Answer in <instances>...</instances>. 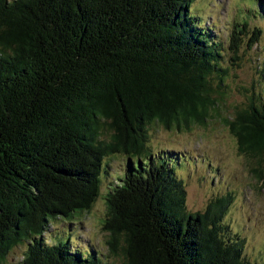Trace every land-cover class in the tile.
Returning a JSON list of instances; mask_svg holds the SVG:
<instances>
[{"label":"trees","instance_id":"16d2710c","mask_svg":"<svg viewBox=\"0 0 264 264\" xmlns=\"http://www.w3.org/2000/svg\"><path fill=\"white\" fill-rule=\"evenodd\" d=\"M193 1L0 0V264L20 245L16 264H107L69 235L44 238L99 197L122 264H250L221 223L230 199L188 212L178 160L148 149V126L189 130L217 113L229 69ZM223 123L264 184V101L248 98ZM117 155L125 169L102 193Z\"/></svg>","mask_w":264,"mask_h":264},{"label":"rangeland","instance_id":"374dc122","mask_svg":"<svg viewBox=\"0 0 264 264\" xmlns=\"http://www.w3.org/2000/svg\"><path fill=\"white\" fill-rule=\"evenodd\" d=\"M259 6L264 8V0L192 2L191 14L202 28H210L214 40L222 45L224 65L229 69L220 88L222 94L217 96V113H212L205 125H193L189 130H166L156 124L147 128L149 151L178 160L176 176L184 184L188 212H203L216 198L230 199L221 223L242 239V254L250 264H264V184L254 177L253 169L258 168L256 160L240 154L223 119L233 116L234 108L247 104L250 97L264 101V16ZM244 21L245 32L237 34L238 59L233 60L229 38L234 31L241 30L240 23ZM255 31L259 32L257 41L251 43ZM106 162L102 193L112 178L125 169L122 156L110 157ZM261 168L264 170V162ZM104 215V201L99 197L88 212L71 223L56 221L44 238L63 236L66 239L69 235L74 247H89L101 254L107 264H122L121 257L112 256L106 246L107 237L102 231ZM24 250L25 245L15 247L4 264L19 262Z\"/></svg>","mask_w":264,"mask_h":264}]
</instances>
